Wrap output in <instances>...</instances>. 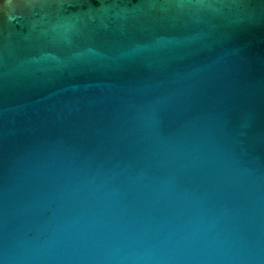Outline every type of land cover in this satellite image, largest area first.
<instances>
[{"label":"water","instance_id":"95a60500","mask_svg":"<svg viewBox=\"0 0 264 264\" xmlns=\"http://www.w3.org/2000/svg\"><path fill=\"white\" fill-rule=\"evenodd\" d=\"M0 264H264V0H0Z\"/></svg>","mask_w":264,"mask_h":264}]
</instances>
